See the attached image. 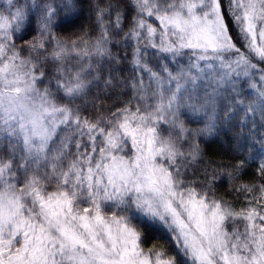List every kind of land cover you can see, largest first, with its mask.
<instances>
[{
    "label": "snow or ice",
    "instance_id": "snow-or-ice-1",
    "mask_svg": "<svg viewBox=\"0 0 264 264\" xmlns=\"http://www.w3.org/2000/svg\"><path fill=\"white\" fill-rule=\"evenodd\" d=\"M0 264H264V0H0Z\"/></svg>",
    "mask_w": 264,
    "mask_h": 264
},
{
    "label": "trees",
    "instance_id": "trees-1",
    "mask_svg": "<svg viewBox=\"0 0 264 264\" xmlns=\"http://www.w3.org/2000/svg\"><path fill=\"white\" fill-rule=\"evenodd\" d=\"M106 103H107V104H112V103H114V101L109 100V101H107ZM212 159H215V158L213 157ZM245 179H248V178H245ZM220 194H223V192H221ZM151 243H152V242L149 241V242H148V246H151Z\"/></svg>",
    "mask_w": 264,
    "mask_h": 264
}]
</instances>
